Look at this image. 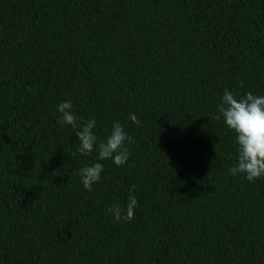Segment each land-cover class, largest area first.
<instances>
[{
  "label": "trees",
  "instance_id": "16d2710c",
  "mask_svg": "<svg viewBox=\"0 0 264 264\" xmlns=\"http://www.w3.org/2000/svg\"><path fill=\"white\" fill-rule=\"evenodd\" d=\"M226 88L264 95V0H0V264H264V177L229 173ZM67 100L133 138L92 191Z\"/></svg>",
  "mask_w": 264,
  "mask_h": 264
},
{
  "label": "clouds",
  "instance_id": "9594fccd",
  "mask_svg": "<svg viewBox=\"0 0 264 264\" xmlns=\"http://www.w3.org/2000/svg\"><path fill=\"white\" fill-rule=\"evenodd\" d=\"M62 114L60 124L77 128L76 137L79 142L78 151L88 156L97 153V162L78 169L83 186L88 191L101 180L104 165L100 162L111 159L117 166L124 165L130 158L132 136L125 130L120 121H114L112 130L106 139H100L94 129L97 126L95 118L84 119L75 114L71 100L57 106ZM223 118L225 125L236 133L235 143L238 145V161L229 169L231 175L245 174L249 182L264 177V95H254L251 91L244 95L238 92L224 90L220 103L217 105L216 120ZM129 119L140 126L135 113ZM132 185L126 208L119 204L110 206L107 211L114 216L116 222L131 221L135 217V209L139 207L137 197L131 193L137 190Z\"/></svg>",
  "mask_w": 264,
  "mask_h": 264
}]
</instances>
